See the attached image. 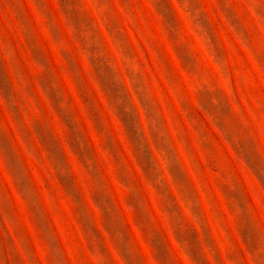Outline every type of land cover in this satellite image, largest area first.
I'll use <instances>...</instances> for the list:
<instances>
[{"label":"rangeland","instance_id":"rangeland-1","mask_svg":"<svg viewBox=\"0 0 264 264\" xmlns=\"http://www.w3.org/2000/svg\"><path fill=\"white\" fill-rule=\"evenodd\" d=\"M0 264H264V0H0Z\"/></svg>","mask_w":264,"mask_h":264}]
</instances>
